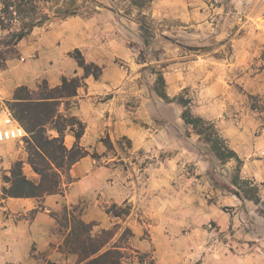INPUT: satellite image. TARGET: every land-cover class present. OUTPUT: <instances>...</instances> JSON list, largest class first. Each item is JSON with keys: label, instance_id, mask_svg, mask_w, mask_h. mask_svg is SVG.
Here are the masks:
<instances>
[{"label": "rangeland", "instance_id": "rangeland-1", "mask_svg": "<svg viewBox=\"0 0 264 264\" xmlns=\"http://www.w3.org/2000/svg\"><path fill=\"white\" fill-rule=\"evenodd\" d=\"M77 3L83 6L82 14L35 27L17 44V52L11 58H22L21 53L29 49L30 59L39 58L41 53L43 64L48 66L57 57L59 60L69 56L76 62L70 53L78 49L86 62L99 67L115 62L123 72L132 74L123 92L130 111L139 105L140 88H148L149 94L152 92L156 106L170 103L160 98L153 88L155 71L160 70L167 95L188 97L192 114H197L198 107L207 105L213 114L223 109L220 118L229 119L254 110L264 120L261 113L264 112V93L250 94L242 80L264 67V0H151L140 10L132 7L130 0H95V3L77 0ZM139 22L148 28V33L141 31ZM5 35L6 31L0 29V52L6 49L1 42ZM75 43L79 46H74ZM170 78L176 80L167 81ZM45 82L49 85L42 79L35 89H28L35 91ZM177 82L182 88L169 89ZM203 90L206 97L212 99L200 96ZM12 95L7 100L0 98V109L8 107ZM176 104L182 113V106ZM71 106L73 98L66 106L62 102L59 111L71 115L68 111ZM165 122L160 114L153 118L155 125ZM47 134L57 135L51 129ZM30 139L23 143H1L8 151L7 157L13 158L1 172V178L9 175L12 164L20 160L26 177L38 180L39 176L32 174L27 162ZM109 142L110 146L104 144L113 156H130L131 144L127 138L117 139L115 145ZM118 163L124 170L129 167L128 159ZM191 167L192 164H187L186 171L191 172ZM67 179L68 175L63 176L62 182ZM207 179L210 187H203L199 192L187 190L185 198L176 192L170 193L169 226H149L151 218H139L143 227L147 226L143 228V237L150 238L152 228L154 234L167 241L157 242L160 254L137 255L136 263L131 259L133 254L123 250L122 264H264V216L258 212V208L264 209V202L257 205L250 200L245 204L246 199L236 200V196L225 189L230 175L223 169L212 179L207 174ZM220 194L229 195V205L217 202ZM125 205L129 204L117 206ZM117 226L114 241L124 230L122 224ZM128 237L126 235L120 245L125 246Z\"/></svg>", "mask_w": 264, "mask_h": 264}, {"label": "crops", "instance_id": "crops-1", "mask_svg": "<svg viewBox=\"0 0 264 264\" xmlns=\"http://www.w3.org/2000/svg\"><path fill=\"white\" fill-rule=\"evenodd\" d=\"M74 46L79 45L75 43ZM30 53L31 50L25 49L22 58L8 59L5 67L0 68V98L9 99L20 85L35 89L42 79L53 87L59 85L63 77L84 76L68 111L85 125L79 144L90 154L96 152L100 158L88 154L75 162L59 193L45 195L42 199L2 198L1 172L13 158L7 157L8 151L0 143V264H78L77 255L62 247L70 229L71 214L85 223H92L93 233L118 224L129 228L132 235L122 250L133 254V263L137 255H158L157 242L163 244L167 239L154 234L152 228L149 229L150 238L143 237V228L147 226L143 227L139 218H151L149 226H169L171 192L185 198L187 190L199 192L203 187H210L207 170L212 158L208 144L184 123L176 103L156 106L148 88L139 89L142 93L139 105L130 111L123 92L132 74L123 72L115 62L102 64L101 74L95 79L92 75H84L83 69L69 56L59 60L57 57L54 63L45 66L41 53L39 58L31 59ZM251 74L248 78L242 77L244 89L250 94H263L264 67ZM171 79L176 80L167 81ZM175 86L182 88L177 82L169 89L174 91ZM199 95L212 99L206 97V90ZM222 110L217 109L213 114L210 107L203 105L198 107L197 114L215 123L227 145L242 159L241 177L259 184V196L264 202V120L254 110L229 119L220 118ZM156 114L166 122L155 125ZM105 137L114 145L117 139L127 138L131 144L130 156H113L102 141ZM74 140L71 133L65 134L67 147ZM127 159L129 167L124 170L118 162ZM213 162L217 173L223 169L231 175L235 167V160ZM187 164L193 165L191 172L186 171ZM32 174L36 175L33 171ZM217 202L229 205V195L220 194ZM244 202L250 203L249 200ZM122 203L131 206L128 215L118 217L107 212L111 204ZM115 238L116 235L112 241Z\"/></svg>", "mask_w": 264, "mask_h": 264}, {"label": "trees", "instance_id": "trees-1", "mask_svg": "<svg viewBox=\"0 0 264 264\" xmlns=\"http://www.w3.org/2000/svg\"><path fill=\"white\" fill-rule=\"evenodd\" d=\"M90 1L95 3V0ZM150 1L130 0V4L140 10ZM82 8L77 0H0V29L6 31L1 41L6 49L0 52V67L3 68L6 60L16 54L17 44L35 27L46 25L56 19L82 14ZM141 16L145 18L144 14ZM139 24L143 33L149 32L142 22ZM70 55L83 69L85 75L91 74L95 79L100 76L101 67L93 62H86L78 49ZM155 74L153 87L155 93L166 102H176L182 106L181 118L184 123L191 126L202 142L208 144L212 158L207 170L209 177L215 178L216 168L213 161L224 163L235 160V167L225 189L240 200L246 199L257 205L260 204L259 184L252 179L241 177L242 159L227 145L215 123L201 115L192 114L188 97L183 95L169 97L165 91L162 72L158 70ZM83 77H63L61 83L53 87L45 82L35 91L29 90L25 85L14 89L8 107L30 134L27 162L39 178L37 181L27 178L22 171V161H15L9 170L10 174L2 177L4 181L1 188L2 198L42 199L45 195L61 192L62 177L68 175L75 162L90 154L79 144L85 128L84 123L74 115H66L59 111L62 102L66 106L77 94V88L82 85ZM48 129L56 131L57 135L50 136L47 134ZM66 132L71 133L75 138L70 147L64 143ZM102 141L110 146L107 137ZM90 155L96 157L94 152ZM107 212L124 217L129 214V205L121 208L113 204L107 208ZM258 212L264 216L263 208H258ZM92 226V223H85L79 216L71 214L70 229L63 241V249L76 254L78 264H122L124 246L120 245V241L126 235H132L130 229L124 228L118 239L112 241L115 235L114 228L118 227L117 225L97 233L92 232Z\"/></svg>", "mask_w": 264, "mask_h": 264}, {"label": "built area", "instance_id": "built-area-1", "mask_svg": "<svg viewBox=\"0 0 264 264\" xmlns=\"http://www.w3.org/2000/svg\"><path fill=\"white\" fill-rule=\"evenodd\" d=\"M29 133L6 106L0 109V143L12 141L23 143Z\"/></svg>", "mask_w": 264, "mask_h": 264}]
</instances>
